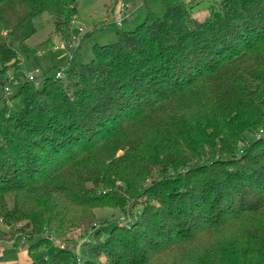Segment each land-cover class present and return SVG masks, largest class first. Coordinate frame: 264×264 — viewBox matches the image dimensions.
I'll return each mask as SVG.
<instances>
[{"label":"trees","instance_id":"16d2710c","mask_svg":"<svg viewBox=\"0 0 264 264\" xmlns=\"http://www.w3.org/2000/svg\"><path fill=\"white\" fill-rule=\"evenodd\" d=\"M199 4L149 10L36 84L18 49L42 13L66 37L75 6L0 0L1 83L21 101L0 109V220L32 264H264V0ZM99 207L132 219L103 235ZM83 235L79 253L52 238Z\"/></svg>","mask_w":264,"mask_h":264},{"label":"rangeland","instance_id":"374dc122","mask_svg":"<svg viewBox=\"0 0 264 264\" xmlns=\"http://www.w3.org/2000/svg\"><path fill=\"white\" fill-rule=\"evenodd\" d=\"M67 4L75 6V19L66 29V37H61L55 33V23L53 18L48 13H42L35 18L36 32L28 40L29 51L25 53L18 49L23 70L26 74L34 76L35 82L43 79L46 71L54 70L58 67H63L70 61L76 64L89 62L94 57V44H108L117 40V29H129L134 25L142 22L148 11L151 10L158 15H162L167 4H173L178 0H64ZM74 1L76 2L75 4ZM180 1V0H179ZM218 0H200L199 9H203L210 2ZM117 3H128L131 5V15L124 20L119 28L111 24L114 20L113 5ZM202 12L200 10L199 14ZM81 29V30H80ZM70 35L69 39L67 35ZM73 37L79 38V45L76 52L72 55L67 48L66 43ZM3 79L0 73V109L6 106L4 99L8 97L10 100V108L17 109L20 106V98L16 96L18 88L11 87V92L6 96ZM98 224L103 235H107L115 224L125 225L130 223L131 216L124 214L119 208L99 207L96 209ZM22 225V223H21ZM20 226V225H18ZM10 227L5 225L0 220V249L2 246H16L21 249L28 250L30 241L28 236L11 235ZM87 235L80 238H75L70 241H63L55 238L53 243L56 246L63 248H73L77 253L81 252L84 242H87ZM56 246L52 245L48 248H43L41 254L51 258ZM15 253L11 254L12 257ZM0 255H5L1 251ZM6 257V256H5ZM102 262L105 261L102 258ZM1 261V259H0Z\"/></svg>","mask_w":264,"mask_h":264},{"label":"built area","instance_id":"2783aa9c","mask_svg":"<svg viewBox=\"0 0 264 264\" xmlns=\"http://www.w3.org/2000/svg\"><path fill=\"white\" fill-rule=\"evenodd\" d=\"M187 1H191V0H187ZM130 9H131V5H129L128 3H117L116 5V8H115V11H114V20L113 22L117 25H121L122 22L129 18L130 15H131V12H130ZM75 21V19H73V22ZM81 30V29H80ZM79 45V38L78 37H73L71 38L70 40L67 41L66 43V46L67 48L72 52L73 50H75ZM72 54V53H71ZM57 76H62L63 75V71L62 70H59L57 73H56ZM27 76L34 80V76L31 75V74H27ZM36 84H38V82H35ZM12 84L13 85H16L17 84V81L16 80H13L12 81ZM11 87L12 85L11 84H5L4 86V92L5 94H9L11 92ZM54 240H55V237H52Z\"/></svg>","mask_w":264,"mask_h":264},{"label":"crops","instance_id":"0c3cea01","mask_svg":"<svg viewBox=\"0 0 264 264\" xmlns=\"http://www.w3.org/2000/svg\"><path fill=\"white\" fill-rule=\"evenodd\" d=\"M115 2H117V0H115ZM115 8L116 5H113L112 12L115 11ZM1 251H3L5 255H0V264H32V259L28 254V250L21 249L20 247H17V245L11 247L2 246L0 249V254ZM13 253L15 254L12 257L11 254Z\"/></svg>","mask_w":264,"mask_h":264}]
</instances>
